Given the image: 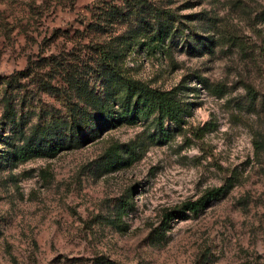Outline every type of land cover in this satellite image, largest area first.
I'll list each match as a JSON object with an SVG mask.
<instances>
[{"label": "rangeland", "instance_id": "1", "mask_svg": "<svg viewBox=\"0 0 264 264\" xmlns=\"http://www.w3.org/2000/svg\"><path fill=\"white\" fill-rule=\"evenodd\" d=\"M160 13L176 29L161 43ZM98 47L174 87L181 120L124 119L115 102L117 122L77 145L10 158L37 124L59 137L70 107L88 109L81 90L102 95ZM246 83L264 94V0H0V264H264V101L248 106Z\"/></svg>", "mask_w": 264, "mask_h": 264}, {"label": "trees", "instance_id": "2", "mask_svg": "<svg viewBox=\"0 0 264 264\" xmlns=\"http://www.w3.org/2000/svg\"><path fill=\"white\" fill-rule=\"evenodd\" d=\"M153 24L154 29L149 33L151 41L161 43L164 39L171 38L176 30L171 29V25L167 21V13L156 15ZM204 38L206 39L201 40L200 46L208 51L212 50L213 40H209L207 37ZM98 50L103 56L102 63L106 67L105 73L107 72L104 76L103 93L98 97H91L87 90H81V93L85 95L84 99L87 100L85 103L88 104V109L95 110L96 113L92 114L87 106L75 105L70 107L64 121H61L63 125L58 129L59 137L52 133L50 124L35 125L29 134L24 137L22 143L10 152V158L25 159L33 155H52L63 146L77 145L88 131L90 135L95 133L103 122H108L111 125L117 122V119L112 117L109 109V105H113L115 102L121 107L120 117L124 119L152 114L159 123L164 119L173 122L181 120L182 115L188 109L187 103L176 97L174 87L161 89L150 86L142 80L123 75L116 69L114 64L109 62L110 50L100 47H98ZM200 79L204 80L202 77ZM245 92L248 106L253 107L258 99L264 101V94L258 93L247 83L245 84ZM109 97L113 99L112 102H110ZM228 186L229 182L225 180L219 185L205 189L197 198L184 200L177 208L164 211L159 226L163 229L167 224V220L173 217H185V211L198 212L210 200L221 197ZM162 232L163 230L153 228L151 234L154 238H159Z\"/></svg>", "mask_w": 264, "mask_h": 264}]
</instances>
